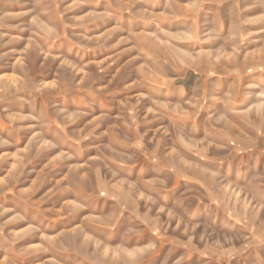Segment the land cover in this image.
Here are the masks:
<instances>
[{
    "label": "rangeland",
    "instance_id": "rangeland-1",
    "mask_svg": "<svg viewBox=\"0 0 264 264\" xmlns=\"http://www.w3.org/2000/svg\"><path fill=\"white\" fill-rule=\"evenodd\" d=\"M0 264H264V0H0Z\"/></svg>",
    "mask_w": 264,
    "mask_h": 264
}]
</instances>
